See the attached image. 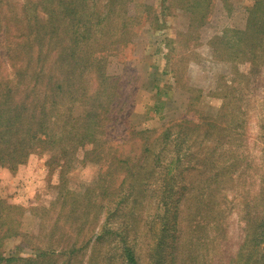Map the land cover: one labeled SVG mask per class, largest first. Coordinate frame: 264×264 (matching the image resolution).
Wrapping results in <instances>:
<instances>
[{
  "label": "rangeland",
  "instance_id": "obj_1",
  "mask_svg": "<svg viewBox=\"0 0 264 264\" xmlns=\"http://www.w3.org/2000/svg\"><path fill=\"white\" fill-rule=\"evenodd\" d=\"M31 1L36 0H0L2 81L29 62L25 41L34 33L25 32L21 7ZM254 2L211 0L199 23L193 22L196 4L190 1H114L111 29L117 33L127 25L129 30L120 42L95 51L101 59L87 65L86 75L90 93L99 73L118 79L121 100L96 149L123 156L128 168L110 173L97 153H90L91 145L77 148L69 161L41 152L13 169L1 165L0 199L26 209L21 234L4 243L7 256L30 257L54 246L49 264H127L124 237L137 264H227L235 257L245 241V204L250 200L252 209L258 202L256 210L264 213L259 201L264 203V62L253 83L233 81L231 54L212 39L225 29L246 28ZM109 4L91 0L88 22ZM263 11L261 0L256 12ZM59 35L65 43L64 33ZM81 42L75 56L84 54ZM59 52L45 58V72L56 69L51 61ZM247 68L249 63L238 62L239 71ZM232 86L244 95L238 116L243 123L234 131L236 140L225 131L219 140L217 128L207 131L206 122H220L223 96ZM183 131L189 135L185 143ZM166 133L170 137L162 149L160 137ZM67 241H78L72 256L60 253L59 242ZM251 244L242 248L244 255Z\"/></svg>",
  "mask_w": 264,
  "mask_h": 264
},
{
  "label": "trees",
  "instance_id": "obj_2",
  "mask_svg": "<svg viewBox=\"0 0 264 264\" xmlns=\"http://www.w3.org/2000/svg\"><path fill=\"white\" fill-rule=\"evenodd\" d=\"M108 1L110 4L105 7L104 12L100 16L97 14L94 16L96 18L94 23L88 22L91 19L88 8L91 0H36L21 7L25 32L28 35L34 34L31 40L25 41L29 61L26 68L15 70L12 79L5 78L4 81L2 77L0 79V166L7 164L13 169L25 162L31 154L41 152L55 153L69 161L77 148L91 145L93 149L90 153H97L95 155L98 157L97 161L103 160L110 173L128 168L129 163L123 156L116 153L109 155L108 151L99 152L96 149L102 146L100 136L105 134L115 102L120 103L121 100L118 79L99 73L96 89L92 93L89 92L87 85V65L100 60L101 55L97 54L102 53L109 45L120 42L122 37H126L125 32L129 30L127 25H123L122 30L120 28L121 32L116 33L111 29L115 0ZM186 1L196 4V8L190 11L193 22L203 23L209 12L208 5L211 0ZM260 1L255 0L250 7L246 28L225 29L223 34L212 39L215 43L223 45L222 48L231 54L235 62L233 81L240 79L253 83V77L258 75L259 66L264 62V11L256 12ZM38 10L44 15L39 16ZM75 20L79 22L77 27L74 24ZM67 21L70 26H66ZM67 31H70V37ZM227 31L230 33L229 36L226 34ZM60 33L66 36L65 43ZM79 41H82L84 54L75 56L76 44ZM91 44L93 46L88 50ZM33 47L37 50L35 49L36 54L31 59ZM98 49L100 52L95 53ZM55 50L60 51L57 57L53 58L55 64L51 61V65L56 66V69L49 68L48 72H45L43 69L48 62L45 58L50 57L51 51ZM214 50L218 51L217 47ZM238 62L249 63V68L239 71ZM31 64L36 70H31L29 66ZM223 98L225 100L219 116L220 122H206L207 131L212 132L217 128L219 140L223 139L224 131L227 136L232 135L230 138L236 140L234 131L242 127L243 123L238 116L242 113L244 95L241 94L239 86H232ZM185 123L186 121L183 122ZM184 135L183 143L189 139L188 133ZM169 137L170 134L167 133L160 137L162 149ZM157 160L158 156L154 162ZM234 160H237V156L233 157ZM248 176L252 182V176ZM107 186L104 187L105 194L106 191L110 192ZM262 190L264 191V188ZM259 201L260 205H264L260 199ZM250 203V200L244 203L245 241L239 245L235 257L231 256L227 264H264V213L260 215L256 210L258 202L253 204L255 207L252 206V209ZM25 210L22 205L0 199V264H49L51 262L48 261L49 257L54 256L57 251L56 247L47 246L37 250L30 257L7 256L4 253L5 241L21 234L20 226ZM35 213L37 216L40 215V209ZM59 243L61 254L72 256L79 250L76 246L78 241ZM121 243L122 255L127 264H137L134 249L129 241L121 237ZM248 243L252 244L244 255L242 248ZM260 247L262 251L258 250ZM259 252H262L260 256Z\"/></svg>",
  "mask_w": 264,
  "mask_h": 264
}]
</instances>
